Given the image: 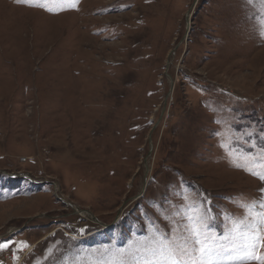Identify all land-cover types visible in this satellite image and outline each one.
I'll return each instance as SVG.
<instances>
[{"label": "rangeland", "instance_id": "obj_1", "mask_svg": "<svg viewBox=\"0 0 264 264\" xmlns=\"http://www.w3.org/2000/svg\"><path fill=\"white\" fill-rule=\"evenodd\" d=\"M253 171L264 0H0L2 264H90L192 205L223 235Z\"/></svg>", "mask_w": 264, "mask_h": 264}, {"label": "snow or ice", "instance_id": "obj_2", "mask_svg": "<svg viewBox=\"0 0 264 264\" xmlns=\"http://www.w3.org/2000/svg\"><path fill=\"white\" fill-rule=\"evenodd\" d=\"M252 174L264 181V174L255 171ZM260 192L258 201L237 203L244 209L243 217L224 214L227 227L223 235L214 233L207 214L198 213L192 205L186 212L171 213L170 231L162 232L153 224L143 238L131 241L124 249H104L90 264H246L251 259L264 264V255H253L258 239L255 233L264 229V211H257L264 209V189ZM8 247L7 242L0 243V250ZM72 264L78 261L73 258Z\"/></svg>", "mask_w": 264, "mask_h": 264}, {"label": "water", "instance_id": "obj_3", "mask_svg": "<svg viewBox=\"0 0 264 264\" xmlns=\"http://www.w3.org/2000/svg\"><path fill=\"white\" fill-rule=\"evenodd\" d=\"M189 17H190V13H187V15H186V21L187 22H189ZM188 29H189V24H187V31L186 32H188ZM170 88H169V91H168V93H167V95L165 96V99H164V103H163V107H162V109H161V114H160V116H159V119H158V121L161 119V115L164 113V111H165V108H166V103H167V100H168V97H169V95H170V93H171V91H172V80H170ZM81 211V210H80ZM94 219V218H93ZM95 221L97 222V223H100V224H102L103 226H106V224H104V223H102V222H99L96 218H95Z\"/></svg>", "mask_w": 264, "mask_h": 264}, {"label": "bare ground", "instance_id": "obj_4", "mask_svg": "<svg viewBox=\"0 0 264 264\" xmlns=\"http://www.w3.org/2000/svg\"><path fill=\"white\" fill-rule=\"evenodd\" d=\"M89 25V24H88ZM82 214H85V213H83V212H81ZM89 216V215H88Z\"/></svg>", "mask_w": 264, "mask_h": 264}]
</instances>
